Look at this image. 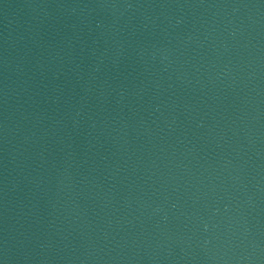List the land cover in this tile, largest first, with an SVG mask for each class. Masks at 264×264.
I'll use <instances>...</instances> for the list:
<instances>
[{
    "label": "water",
    "instance_id": "95a60500",
    "mask_svg": "<svg viewBox=\"0 0 264 264\" xmlns=\"http://www.w3.org/2000/svg\"><path fill=\"white\" fill-rule=\"evenodd\" d=\"M0 264H264V0H0Z\"/></svg>",
    "mask_w": 264,
    "mask_h": 264
}]
</instances>
